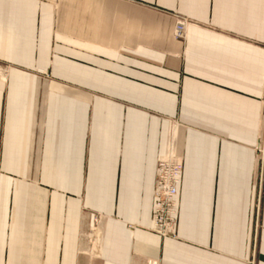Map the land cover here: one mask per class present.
I'll return each mask as SVG.
<instances>
[{
  "label": "crops",
  "instance_id": "0c3cea01",
  "mask_svg": "<svg viewBox=\"0 0 264 264\" xmlns=\"http://www.w3.org/2000/svg\"><path fill=\"white\" fill-rule=\"evenodd\" d=\"M263 138L264 0H0V264H264Z\"/></svg>",
  "mask_w": 264,
  "mask_h": 264
},
{
  "label": "built area",
  "instance_id": "2783aa9c",
  "mask_svg": "<svg viewBox=\"0 0 264 264\" xmlns=\"http://www.w3.org/2000/svg\"><path fill=\"white\" fill-rule=\"evenodd\" d=\"M191 24L188 19L178 20L174 37L184 41L186 27ZM256 150L264 156V138L257 145ZM183 173V161L178 153L175 141L170 139L166 152L160 157L157 163V175L154 185V207L152 213V231L162 239L175 238L177 234V213H178V187L181 183ZM101 219L98 216L93 218V231L96 232ZM155 264V263H149Z\"/></svg>",
  "mask_w": 264,
  "mask_h": 264
},
{
  "label": "bare ground",
  "instance_id": "6f19581e",
  "mask_svg": "<svg viewBox=\"0 0 264 264\" xmlns=\"http://www.w3.org/2000/svg\"><path fill=\"white\" fill-rule=\"evenodd\" d=\"M152 229V228H151ZM152 231V230H151ZM149 264V263H148Z\"/></svg>",
  "mask_w": 264,
  "mask_h": 264
},
{
  "label": "rangeland",
  "instance_id": "374dc122",
  "mask_svg": "<svg viewBox=\"0 0 264 264\" xmlns=\"http://www.w3.org/2000/svg\"><path fill=\"white\" fill-rule=\"evenodd\" d=\"M176 39V38H175Z\"/></svg>",
  "mask_w": 264,
  "mask_h": 264
}]
</instances>
